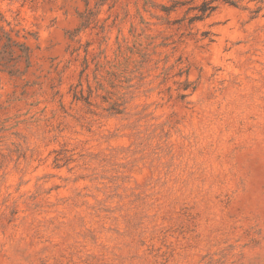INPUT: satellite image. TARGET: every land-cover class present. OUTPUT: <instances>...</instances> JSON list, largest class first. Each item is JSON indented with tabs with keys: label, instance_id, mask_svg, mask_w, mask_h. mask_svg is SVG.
I'll return each instance as SVG.
<instances>
[{
	"label": "rangeland",
	"instance_id": "obj_1",
	"mask_svg": "<svg viewBox=\"0 0 264 264\" xmlns=\"http://www.w3.org/2000/svg\"><path fill=\"white\" fill-rule=\"evenodd\" d=\"M0 264H264V0H0Z\"/></svg>",
	"mask_w": 264,
	"mask_h": 264
}]
</instances>
